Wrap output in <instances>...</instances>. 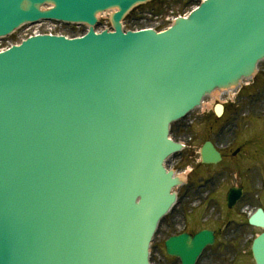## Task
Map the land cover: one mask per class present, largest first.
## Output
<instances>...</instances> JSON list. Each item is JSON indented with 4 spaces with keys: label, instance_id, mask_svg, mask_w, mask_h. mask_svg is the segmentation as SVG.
Masks as SVG:
<instances>
[{
    "label": "water",
    "instance_id": "obj_1",
    "mask_svg": "<svg viewBox=\"0 0 264 264\" xmlns=\"http://www.w3.org/2000/svg\"><path fill=\"white\" fill-rule=\"evenodd\" d=\"M145 1L0 0V36L40 18L92 26L117 9L113 32L0 53V264H148L178 182L162 166L180 147L170 123L264 59V0H205L162 33H123ZM195 240L170 238L166 252L193 264ZM253 254L264 264V235Z\"/></svg>",
    "mask_w": 264,
    "mask_h": 264
},
{
    "label": "flooded vegetation",
    "instance_id": "obj_2",
    "mask_svg": "<svg viewBox=\"0 0 264 264\" xmlns=\"http://www.w3.org/2000/svg\"><path fill=\"white\" fill-rule=\"evenodd\" d=\"M206 141L220 153L215 165L200 161L199 149ZM193 143L192 153L183 157V163L192 158L193 176L180 189L178 209L166 222L169 229H178L165 235L163 244L175 233L193 236L205 230L213 241L205 248L202 262L255 264L251 245L264 227L251 224L249 217L258 208L264 214V133H198Z\"/></svg>",
    "mask_w": 264,
    "mask_h": 264
},
{
    "label": "rangeland",
    "instance_id": "obj_3",
    "mask_svg": "<svg viewBox=\"0 0 264 264\" xmlns=\"http://www.w3.org/2000/svg\"><path fill=\"white\" fill-rule=\"evenodd\" d=\"M199 1L200 0H152L135 7L129 17H127L125 20V27L126 29H136L143 26H155V23L159 22L157 29H162L168 25V22L163 17L185 14ZM148 14L152 15L149 16ZM154 16L158 17L155 18ZM103 17L101 26L105 25L103 21L107 20L108 16L104 15ZM140 19H142V21H139ZM162 19V24H160ZM84 30L85 27L83 26L79 27L73 25H61L56 28L57 32H63L68 36L79 35L83 33ZM23 32V28H21L6 40H8V42H16L19 39L18 36H23ZM6 44V42H3V45L1 46H5ZM261 69L264 70V61L260 65V70ZM263 87L264 71L261 73L259 72L254 77V81L250 83V85H245L236 94L224 96L221 101H216V103H225V101L227 102V111L223 116L220 118L215 117L211 108L205 110L196 109L183 119L171 124L169 130L170 137L175 141L188 142V145L190 146L186 148L185 152L190 154L193 150L192 141L196 138L198 133H201L202 135L203 133H233L235 131L234 127L236 124L238 125L237 131L239 133H264V112H262L264 111V92L256 95L257 90L259 92ZM249 95H256L255 98H253L256 102L252 101V99L249 101ZM206 103H209V101L206 100ZM246 103L251 105L250 109L253 111V113H249V116L253 114V116L249 118V124L251 122H255L258 125L251 131L249 130L251 128L250 126L247 128L242 126V124H248V116L246 112L241 111L237 117L232 116V114H234V110L237 107L241 106L242 108ZM234 119L235 121H233ZM232 122H234V124H231ZM227 126L228 128H226ZM177 160V154L173 155L165 162L166 167L173 169L177 174L180 173L186 175L188 170L193 166L192 158H188L185 162V165L183 164L182 168L177 167ZM191 176L193 175H188L189 178H191ZM176 192L178 194V189H176ZM178 198L179 195H177V200ZM187 208L190 209L191 206L189 205ZM174 209L177 211L178 207L175 206L173 207V210ZM170 213L164 218L166 221L163 220L159 223V226L149 246V257L151 264H176L175 259L166 256L162 244L165 235L174 229H178L177 226H174L170 229L167 227L166 222H169V219L171 218ZM202 264H207V261L203 260Z\"/></svg>",
    "mask_w": 264,
    "mask_h": 264
},
{
    "label": "bare ground",
    "instance_id": "obj_4",
    "mask_svg": "<svg viewBox=\"0 0 264 264\" xmlns=\"http://www.w3.org/2000/svg\"><path fill=\"white\" fill-rule=\"evenodd\" d=\"M210 98H211L210 104L203 105L202 108H210V107H212L211 104L214 103L216 100H219L220 96L217 93H213V94H211ZM181 178H183V175H181Z\"/></svg>",
    "mask_w": 264,
    "mask_h": 264
}]
</instances>
